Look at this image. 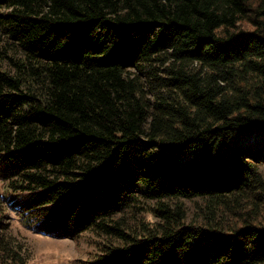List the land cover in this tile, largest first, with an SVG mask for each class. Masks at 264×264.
<instances>
[{"label": "trees", "instance_id": "trees-1", "mask_svg": "<svg viewBox=\"0 0 264 264\" xmlns=\"http://www.w3.org/2000/svg\"><path fill=\"white\" fill-rule=\"evenodd\" d=\"M12 219L92 235L84 264H264V0H0V264H29Z\"/></svg>", "mask_w": 264, "mask_h": 264}, {"label": "rangeland", "instance_id": "rangeland-1", "mask_svg": "<svg viewBox=\"0 0 264 264\" xmlns=\"http://www.w3.org/2000/svg\"><path fill=\"white\" fill-rule=\"evenodd\" d=\"M188 210H193L191 201H186ZM11 231L16 240L26 247L29 264H84L95 252L96 239L89 234L76 238H56L37 234L11 220Z\"/></svg>", "mask_w": 264, "mask_h": 264}]
</instances>
